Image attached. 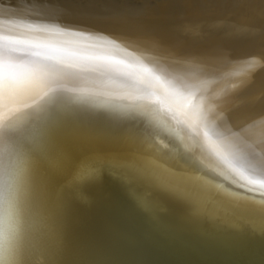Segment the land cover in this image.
<instances>
[{"label": "bare ground", "instance_id": "1", "mask_svg": "<svg viewBox=\"0 0 264 264\" xmlns=\"http://www.w3.org/2000/svg\"><path fill=\"white\" fill-rule=\"evenodd\" d=\"M240 11L0 14V264H264V23Z\"/></svg>", "mask_w": 264, "mask_h": 264}, {"label": "rangeland", "instance_id": "2", "mask_svg": "<svg viewBox=\"0 0 264 264\" xmlns=\"http://www.w3.org/2000/svg\"><path fill=\"white\" fill-rule=\"evenodd\" d=\"M50 1L51 0H0V14H2L6 18H11V19H13L15 21H19V22H22L24 19L30 20V22H35V21L39 20L38 19L39 16H42V15H43V17L46 16V12L48 11L46 5H47V2H50ZM221 1H219V0H209V1L208 0H200V1L199 0H193V1L192 0H63L60 2V4H58L55 7L56 9H61L62 13L55 11V13H57L58 16L53 17V18H50L47 16L42 20H43V23L48 24V23H53L52 21L61 18L62 20L58 24H62V25L70 24L73 22H75L77 24H78V22H79V24H87V23L88 24L89 23L90 24L91 23L92 24H94V23L106 24V22L108 24H110V23L112 24V23L117 22V20H118V22H121L120 25H122V23H124V22L126 23V21H128L127 23L129 25L130 24L132 25L131 22H133V25H139L141 23V25H140L141 28L142 27L146 28L149 26V23L151 22V20L154 21V19H156V20L158 19L157 21L165 20L164 23H167V21L169 23H171V22L174 23L180 19L181 20L186 19V21L187 20L189 21V20H191L190 17L192 15H194L198 18V19L196 18L197 21H196V19L194 20V23L197 22L199 24V23L204 22L203 24H206L209 21L208 24H211V27L216 29L219 26L216 24H218L219 22L220 23H223V22L229 23V21H230V23H233L236 26V23H234V22H236V20L238 21L239 18L241 19L243 17V14L240 10H242L243 7L246 6V7H249V11H251V12L257 11V12L261 13V15H263L259 21L260 23H262L261 25H263V23H264V3H263V6L259 5V3L261 4V0H251L250 1L251 3L248 2L246 4H244L241 0H235V1L234 0H224V1H222V4H221ZM252 1L255 2L254 3L255 6L253 5L250 7V5L252 4ZM198 4H203L204 6L202 5L200 7V9H198L197 11L192 13L193 7L197 6ZM258 5H259L260 10L257 9ZM112 6L114 8H112ZM181 6H183L182 10L179 8ZM208 6H210V8ZM215 9H217V10H215ZM208 10L211 12L212 15L208 16V18L202 17L203 14L205 13V11L208 12ZM228 11L230 13H228ZM234 12H236V13H234ZM168 14H170V15H168ZM223 14H225L226 16ZM228 14H231V16ZM166 15H168V16H166ZM177 15H180L181 17L177 16ZM112 16H114V17L112 18ZM126 16H128V17H126ZM162 16H164V18ZM165 16H166V19H165ZM222 16L226 17V18H224L225 20L223 19ZM170 17L173 18L174 20L172 21L171 19H169ZM174 17H176V19ZM178 17H179V19H178ZM116 18H117V20H116ZM123 18H124V21L122 20ZM140 18L142 21L140 20ZM227 18H228V21H227ZM84 20L86 21V23ZM114 20H115V22H114ZM138 20H140V21H138ZM143 20L145 21L144 23H142ZM146 20L147 21L150 20V21L147 22ZM203 20H205V21H203ZM104 21H106V22L104 23ZM129 21H131V22H129ZM134 21H135V23H134ZM137 22H139V23H137ZM154 22H156V21H154ZM154 22H152V23H154ZM215 22H216V24H215ZM125 23L123 25H128L127 23L126 24ZM152 23H150V24H152ZM115 24H114V26L119 25V23L116 25ZM212 24H214V26H212ZM142 25H144V26H142ZM140 26L138 27V30H140ZM211 27L208 30L211 29L212 32L210 30L209 33H214L215 30L212 29ZM237 27H239L238 24H237ZM208 30L205 32L206 34L208 33ZM224 30L222 31V35L225 36V34L228 33V30H226V29H224ZM255 30H257V29L254 27H248L247 30H245V29L240 30L239 28H237V31H240V32L255 31ZM255 40L259 41V39H255ZM250 56H248V57H250ZM263 61H264V57H263ZM255 105H256V103L254 105H251L249 109H254V110L257 109ZM258 106L259 105L257 103V107ZM261 111L262 110L260 109L258 112L259 115H258V113H256L257 116L256 115L253 116L254 119H256L258 117L262 118L264 116L263 113H262V115L260 114Z\"/></svg>", "mask_w": 264, "mask_h": 264}]
</instances>
